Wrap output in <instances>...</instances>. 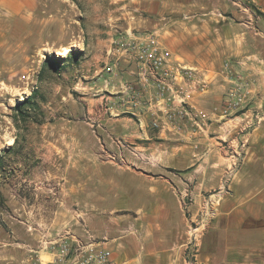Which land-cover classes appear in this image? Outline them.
I'll return each instance as SVG.
<instances>
[{
  "label": "crops",
  "instance_id": "1",
  "mask_svg": "<svg viewBox=\"0 0 264 264\" xmlns=\"http://www.w3.org/2000/svg\"><path fill=\"white\" fill-rule=\"evenodd\" d=\"M37 6V0H0V75L16 73L19 60L28 57L36 40L34 27L44 21ZM158 38L172 63L195 69L198 83L177 76L172 86H179L190 106L210 113L211 122L196 133L195 141L203 143L202 152L220 153L223 159L210 160L208 155L195 160L193 144L186 140L187 124L177 129L168 117L173 101L158 96L153 79L137 76L134 60L121 57L113 72L99 77L109 92L95 98L107 105L106 112L95 107L94 113L98 120L103 117L96 134L103 143L89 149H117L126 162L108 175L95 172L96 163L84 168L89 176L80 181L90 187L79 194L82 222L77 219L74 224L80 225L70 229L82 238L86 235L77 228L106 238L111 264H264V172L245 176L244 171L264 169V162L238 161L229 178L238 146L229 157V150L209 134L229 132L230 119H222L228 109L222 107L236 99L235 93L242 97L240 105L250 104L248 116L243 111L235 118L251 121L253 106L264 105V0H173V36L163 33ZM112 55L114 61L119 54L114 49ZM127 83L132 90L126 89ZM228 179L230 191L218 195L222 200L206 227L194 232L186 228L188 218L179 203L184 192L204 201L209 187L220 189ZM97 182L99 188L92 187ZM32 213L33 208L26 210V228ZM17 215L11 214L15 219ZM103 215L102 222L94 223ZM12 238L11 230L0 228V264H17L22 256Z\"/></svg>",
  "mask_w": 264,
  "mask_h": 264
},
{
  "label": "rangeland",
  "instance_id": "2",
  "mask_svg": "<svg viewBox=\"0 0 264 264\" xmlns=\"http://www.w3.org/2000/svg\"><path fill=\"white\" fill-rule=\"evenodd\" d=\"M37 1L39 15L44 21L34 27L36 40L27 52L28 57L19 60L16 73L0 75V228L13 233L15 249L22 254L15 259L17 264H25L45 234L54 236L64 228L70 229L77 219L82 220L79 215L83 204L80 195L84 194L83 189L90 187L80 181V178L89 176V171L84 168L96 163L94 171L107 174L111 168L126 162L123 153L117 149L102 148L99 152L89 149L103 143L96 140L97 130H102L104 125L103 117L98 120L94 113L95 107L106 112L107 105L104 100L96 103L95 98L109 93L99 82V77L104 71L113 72L115 69H105L113 61L115 39L137 34L173 36V0ZM64 46L68 52L58 53ZM70 49L82 53L75 56ZM52 53L69 57L58 68L45 67V57ZM225 63L229 65L228 61ZM33 89L38 93L39 107L30 110L27 119H22L15 103ZM126 89L132 90L133 86L127 83ZM173 104L178 105L177 101ZM249 105H239L233 111L236 107L226 104L222 108L228 111L222 112V119H230L229 132L222 129L220 133L214 130L209 133L216 136L218 146L229 150L227 156L235 155L232 160L235 159L236 163L229 166V178L235 173L238 161L264 162V117L248 121ZM191 108L200 115L173 118V126L187 124L189 134L186 140L193 144L195 160H202L204 156L206 159L210 156V160L223 159V154L209 155L201 151L203 143L195 141V136L205 129L212 117L205 110ZM251 110L253 115H261L264 105L253 106ZM243 111H247V118L244 115H240L243 120L235 118ZM120 115L128 117L130 114ZM239 134L243 135L242 139H235ZM14 140L16 143L12 146ZM10 146L11 149H7ZM237 146L239 153L233 151L232 154L231 150ZM132 155L136 159L143 158ZM244 171L245 176H254V173H263L264 169L246 168ZM230 182L228 179L220 189L209 187L204 201L200 202L184 192L179 203L188 218L186 228H193L194 232V228L206 227L207 218L222 200L218 195L230 191ZM98 184L92 187L99 188ZM30 207L33 213L28 218L30 228H26V210ZM12 213L18 214V219L13 218ZM104 215L95 218L94 223L102 222ZM43 224L46 227L36 228ZM77 229L78 234H87L84 228ZM89 232L100 238L94 230Z\"/></svg>",
  "mask_w": 264,
  "mask_h": 264
},
{
  "label": "built area",
  "instance_id": "3",
  "mask_svg": "<svg viewBox=\"0 0 264 264\" xmlns=\"http://www.w3.org/2000/svg\"><path fill=\"white\" fill-rule=\"evenodd\" d=\"M115 50L119 54L111 65L105 69L112 71L119 59H132L136 62L137 76L153 79L158 96L167 101H177L178 105L167 110L170 119L182 116H198L185 100V94L181 93L179 86L173 88L172 82L179 76L182 80L198 83L195 69L185 65L172 63L170 53L159 42V38L153 34H137L115 39ZM236 99L228 103L229 106L238 107L241 95L235 93ZM173 108V113L172 109ZM255 117V118H254ZM263 114L255 113L253 118L258 121ZM252 121V120H251ZM156 125V123H154ZM176 125V124H175ZM174 125V127H175ZM177 128L179 124H177ZM85 238L64 228L54 236L44 235L38 247L32 250L25 264H111V249L106 246V238H97L86 228Z\"/></svg>",
  "mask_w": 264,
  "mask_h": 264
},
{
  "label": "trees",
  "instance_id": "4",
  "mask_svg": "<svg viewBox=\"0 0 264 264\" xmlns=\"http://www.w3.org/2000/svg\"><path fill=\"white\" fill-rule=\"evenodd\" d=\"M71 53H73L75 56L80 55L82 52L78 49H70ZM69 56H61L56 55L52 53L51 55H47L44 60V66L52 67V68H58L59 66L63 65V62L68 58ZM38 93L34 91V89L31 91V93L27 96H24L22 100L16 101L15 103V109L22 119H27L30 116V110L35 111L37 107H39L38 100H37ZM16 143V140H14L12 146ZM8 147L7 149H11V147ZM1 161V158H0ZM1 166V162H0Z\"/></svg>",
  "mask_w": 264,
  "mask_h": 264
},
{
  "label": "bare ground",
  "instance_id": "5",
  "mask_svg": "<svg viewBox=\"0 0 264 264\" xmlns=\"http://www.w3.org/2000/svg\"><path fill=\"white\" fill-rule=\"evenodd\" d=\"M68 52V48L67 47H62L58 50V53H61V54H66ZM11 141H8V143H10Z\"/></svg>",
  "mask_w": 264,
  "mask_h": 264
}]
</instances>
